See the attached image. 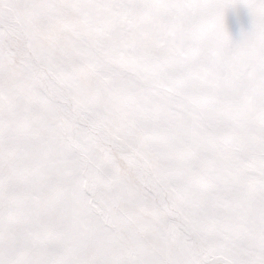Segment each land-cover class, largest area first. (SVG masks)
<instances>
[{"label": "snow or ice", "instance_id": "1", "mask_svg": "<svg viewBox=\"0 0 264 264\" xmlns=\"http://www.w3.org/2000/svg\"><path fill=\"white\" fill-rule=\"evenodd\" d=\"M0 264H264V0H0Z\"/></svg>", "mask_w": 264, "mask_h": 264}, {"label": "rangeland", "instance_id": "2", "mask_svg": "<svg viewBox=\"0 0 264 264\" xmlns=\"http://www.w3.org/2000/svg\"><path fill=\"white\" fill-rule=\"evenodd\" d=\"M226 25L230 38L234 41L239 39L241 32L250 27L246 10L240 6L236 10L229 9L226 12Z\"/></svg>", "mask_w": 264, "mask_h": 264}]
</instances>
